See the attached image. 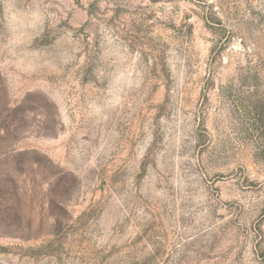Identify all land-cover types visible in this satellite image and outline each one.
<instances>
[{
	"label": "rangeland",
	"instance_id": "obj_1",
	"mask_svg": "<svg viewBox=\"0 0 264 264\" xmlns=\"http://www.w3.org/2000/svg\"><path fill=\"white\" fill-rule=\"evenodd\" d=\"M0 264H264V0H0Z\"/></svg>",
	"mask_w": 264,
	"mask_h": 264
}]
</instances>
